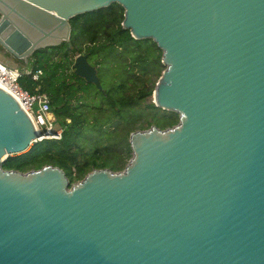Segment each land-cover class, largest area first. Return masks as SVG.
<instances>
[{
    "label": "water",
    "instance_id": "1",
    "mask_svg": "<svg viewBox=\"0 0 264 264\" xmlns=\"http://www.w3.org/2000/svg\"><path fill=\"white\" fill-rule=\"evenodd\" d=\"M114 1L163 50L153 101L179 121L71 182L3 167L45 132L0 85V264H264V0H0L2 59L72 45L70 18ZM72 68L104 90L88 53Z\"/></svg>",
    "mask_w": 264,
    "mask_h": 264
},
{
    "label": "trees",
    "instance_id": "2",
    "mask_svg": "<svg viewBox=\"0 0 264 264\" xmlns=\"http://www.w3.org/2000/svg\"><path fill=\"white\" fill-rule=\"evenodd\" d=\"M124 13V6L114 1L76 14L70 18L72 45L63 41L32 53L29 72L22 73L19 83L31 92L39 87L48 93L51 112L62 125L61 136L34 140L26 150L7 155L2 162L4 168L28 171L54 164L65 170L71 182L82 179L94 168L121 170L133 154V130L152 124L164 128L179 121L178 112L157 106L153 100L146 101L153 96L165 68L163 50L153 38H135L122 24ZM78 53L89 54L101 82L100 70L107 61L124 63L118 82L108 88L102 83L101 90L78 75L72 68ZM38 69L42 73L35 79ZM143 105L154 109L153 113ZM160 111L165 113V122L156 119ZM133 115L140 119L121 132L120 124ZM89 131L96 134L93 142L87 139Z\"/></svg>",
    "mask_w": 264,
    "mask_h": 264
},
{
    "label": "built area",
    "instance_id": "3",
    "mask_svg": "<svg viewBox=\"0 0 264 264\" xmlns=\"http://www.w3.org/2000/svg\"><path fill=\"white\" fill-rule=\"evenodd\" d=\"M25 70H20L13 67L0 59V83H3L20 102L21 106L28 112L37 128H42L45 134L44 137H60L61 129L53 132V127L56 124L55 116L51 112V98L47 92L37 90L31 92L22 87L19 83V77ZM28 71V70H27ZM29 72V71H28ZM42 73L41 69L34 72V78L37 79ZM5 88V87H4ZM36 108L34 109V107Z\"/></svg>",
    "mask_w": 264,
    "mask_h": 264
},
{
    "label": "rangeland",
    "instance_id": "4",
    "mask_svg": "<svg viewBox=\"0 0 264 264\" xmlns=\"http://www.w3.org/2000/svg\"><path fill=\"white\" fill-rule=\"evenodd\" d=\"M1 54V57L2 58H6V56H4L2 53ZM11 65L15 68H18L20 70H29L30 69V62H25L24 60L22 59H12L11 61ZM123 65L124 63H119L118 60H110V61H107V63H105V65L102 66L101 70H100V75H101V78H102V83L104 84V86L106 88H108L110 85L114 84V83H117L118 82V73H119V70L121 68H123ZM153 100V96H149L147 98V102H150ZM144 108H146V110H148L150 113H153L154 109H152L151 107H146L143 105ZM36 108V106L34 107V109ZM150 113H148V116H152ZM147 114V113H146ZM139 116H131V118L129 120H127L126 122H122L120 124V127H119V130L121 132H123L129 125L137 122L140 118H138ZM156 119H160L159 121L161 122H165V119H166V116H165V113L160 111L157 116H156ZM96 134L94 132H91L89 131L88 132V140L93 142L94 139L96 138L95 137Z\"/></svg>",
    "mask_w": 264,
    "mask_h": 264
},
{
    "label": "flooded vegetation",
    "instance_id": "5",
    "mask_svg": "<svg viewBox=\"0 0 264 264\" xmlns=\"http://www.w3.org/2000/svg\"><path fill=\"white\" fill-rule=\"evenodd\" d=\"M0 53H2L4 56H6V58H8L9 54L6 51H3L0 49Z\"/></svg>",
    "mask_w": 264,
    "mask_h": 264
},
{
    "label": "bare ground",
    "instance_id": "6",
    "mask_svg": "<svg viewBox=\"0 0 264 264\" xmlns=\"http://www.w3.org/2000/svg\"><path fill=\"white\" fill-rule=\"evenodd\" d=\"M0 85L9 89V87L5 86L3 83H0Z\"/></svg>",
    "mask_w": 264,
    "mask_h": 264
}]
</instances>
